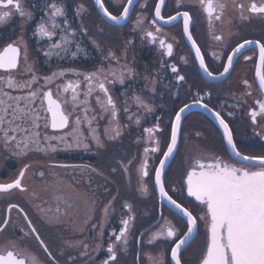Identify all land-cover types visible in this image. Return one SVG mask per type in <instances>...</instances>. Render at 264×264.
<instances>
[{
    "label": "snow or ice",
    "instance_id": "1",
    "mask_svg": "<svg viewBox=\"0 0 264 264\" xmlns=\"http://www.w3.org/2000/svg\"><path fill=\"white\" fill-rule=\"evenodd\" d=\"M124 4L122 12L114 15L105 5V0H94L100 12L108 20L115 24L130 19V13L134 10L136 0H118ZM141 4V8L145 7ZM199 11L204 14L210 31L213 32L215 41H223V36L215 34L216 23H225L226 13L233 9L240 20H250L254 17L264 19V0H250L246 5L239 0H195ZM177 4H184V0H177ZM165 0H158L154 5V18L150 21V27H142L147 19L144 15H138L135 27L141 30L142 40L158 45L162 57H172L174 45L167 42V34L164 33L160 22L173 24L182 21L183 34L191 43L194 50V59L199 68L209 77L218 79L230 72L234 66V60L243 56L244 60H252L251 56H244V50L258 49V62L255 64V77L258 78L259 89L264 93V42L261 39L242 38L225 55L226 65L218 74L210 70L205 62V53L202 52L192 34L193 15L190 11H180L165 18L162 9ZM43 16L35 24L32 36L37 38V43L43 41L46 48L39 49L46 58L55 56L57 60L76 58L78 54L88 53L81 46L82 36H86L88 29L80 20L79 30L73 28L68 19L66 0H44L40 7ZM84 4H78L75 8V16L82 17L87 14ZM14 15L22 18L21 30L24 25L35 19L34 12L24 6L23 0H0V25L6 24ZM227 23L231 24L229 17ZM99 48L100 45L92 40ZM132 40L126 42L121 55L108 50L103 56L104 61H110L107 67L103 63L94 71L81 72L75 68L58 69L47 76L38 75L33 65L29 62V46L23 35L0 46V149H3L17 157L27 156L32 151L48 155L58 150L84 149L89 150L91 142L97 148H103L105 141H118L128 129L129 124L141 126L144 115L152 114L155 109L149 100L141 95L134 94L131 98L124 94V99L118 104L114 98L111 87L117 83L124 85L127 80L133 79L137 73L130 65L127 58L128 47ZM73 46L75 51L72 50ZM216 59L221 55L213 52ZM184 63L187 59L181 57ZM174 74L178 82H186L184 75L180 74V68L176 63L167 65L161 59L160 69ZM71 74L72 78H69ZM157 76L160 72L156 73ZM148 84L147 88L153 93L157 91L158 80L148 76L143 77ZM42 81V82H41ZM243 84L249 91H245L239 97L246 104L247 96L251 95V84L244 80ZM211 95V93H207ZM258 107H251L248 115L253 125L264 123V99L256 100ZM135 105L136 111L132 110ZM192 106L203 107L211 113L223 130V137L232 150L234 158H238L241 166L229 164L219 157L205 158L203 155L194 158L185 174L183 184L186 187L188 197L198 202L200 211L194 214L184 203L179 202L170 194L175 189H168L165 185V173L167 162L173 158L178 150L181 137L182 121L187 109ZM239 106V105H237ZM124 115L128 123H122L121 115ZM232 115L231 112L228 113ZM170 136L165 141L166 151L161 153L158 166L152 169V182L154 190L158 193L161 208L165 201L176 209L183 220L185 231L181 232L172 220L164 218L160 212V220L156 222V230L152 231L147 239L148 244L157 241H171V260L174 264H184L182 261V249L192 241L199 231L201 223L206 225V243L199 258L198 264H264V155H245L237 148L233 137L232 128L219 111L210 108L203 98H196L191 104H184L174 111L171 116ZM103 122V127L101 124ZM160 120L157 117L150 127L142 128V135L136 138V143L141 141L148 145L143 147L142 156L138 163L137 158L120 160L117 163L124 174L128 176L129 184L132 177H136V187L141 194H147L149 189L146 178L150 176V154L161 152V139L158 133H162ZM199 135V133H197ZM52 167L87 169L90 166L53 164ZM30 165L25 164L16 177L8 183H0V193H8L14 189L26 192L24 179ZM117 169L112 168L115 172ZM95 172L96 169H91ZM43 178L45 173L39 172ZM63 197H57L56 215L49 217L52 209L40 208L43 218L51 223L59 221V201ZM113 196L101 209L102 217L99 222V230L95 244L91 247V253H99L104 248L105 227L111 214L115 211ZM67 207H72L67 203ZM39 207V206H37ZM126 209V217L119 221V230L112 228L107 237L106 258L101 264H119L120 252H126L132 228L136 221L134 205L124 201L121 205ZM17 209L23 215L28 231L24 237H34L43 252L51 258L53 264H58L48 245L41 237L39 231L25 212L17 204H9L8 213ZM91 210H95V202H91ZM202 213V214H201ZM67 215V212L64 213ZM91 218V217H89ZM11 216L0 221V233L9 227ZM96 227V225H93ZM147 231V230H146ZM140 242L143 241L144 232L140 234ZM70 248L80 249L79 255L86 257V264H96L95 258L90 254V245L83 241L66 242ZM153 264H163V257H149ZM69 260L75 261L72 257ZM0 264H42L39 257L24 245L23 240H9L0 245Z\"/></svg>",
    "mask_w": 264,
    "mask_h": 264
},
{
    "label": "flooded vegetation",
    "instance_id": "2",
    "mask_svg": "<svg viewBox=\"0 0 264 264\" xmlns=\"http://www.w3.org/2000/svg\"><path fill=\"white\" fill-rule=\"evenodd\" d=\"M239 2L247 5L250 0H239ZM23 3L26 8L34 12L35 19L24 25L23 37L29 46V62L38 69L35 71L38 75L47 76L58 69L64 68H75L81 72H90L102 63L107 67L109 63H114L103 60V56L107 54V51L112 50L119 56L125 48L126 42L132 40L133 44L127 50V58L130 65L136 70L137 75L133 79L127 80L124 85L119 83L113 85L111 92L118 104L123 101L125 93L129 98L134 94H141L153 104L155 111L152 114H143L141 110L138 114L145 117L141 126L129 124L123 136L115 141L114 148L110 146L113 143L112 141H105L108 146L103 148H97L91 142L89 150L82 148L58 150L48 155L32 151L24 157L13 156L0 160V183L10 182L25 164L30 165L23 181L27 191L21 192L14 189L10 193L8 192L10 196L6 197L5 206L2 208L0 205V221L2 212H5V216L3 213L5 218L10 215V225L13 232V235H11L12 240L22 239L28 242L27 245L39 257L40 249L42 251L43 249L39 244L36 247L35 243L32 242V240L36 241L34 237H24L23 235L25 231H28L23 215L17 209H13L10 214L7 211L9 204H17L28 213L29 218L33 221L58 264H73L69 257L74 259L75 264H86L87 258L79 255L80 249L68 247L66 243L68 241L88 243L90 254L95 258L96 264H101L102 260L106 258L107 237L110 230L112 228L119 230L120 219L127 215L126 209H123L121 205L124 201H128L130 197L131 203L134 205L136 221L132 228L127 251L120 252L118 258L121 259L123 264H153L149 257L156 253L154 251V247H156L159 248L160 253H164V255L161 254L163 264H173L170 253L173 246L171 241H157L151 245L147 243V236L156 230V222L160 220L161 211H163L164 218L172 220L181 232L185 231L179 213L165 203L161 208L158 193L154 190L152 182V169L158 166L161 153L166 151L165 141L170 136V118L172 113L178 110L179 107L186 103L191 104L194 99L202 97L204 103L219 111L227 120L232 128L237 148L243 154L264 155V123L253 125L248 115L251 107H258L255 103L256 100L264 99V93L259 89L258 78L255 77L258 49L254 47L252 50H244L243 55L251 56L252 60H244L243 56H240L234 60V66L228 74L214 79L204 73L194 59V50L191 43L183 34L182 21H176L170 25L164 24L163 21L160 22L164 33L167 34V42L174 45L172 57H162L158 45L142 40L141 30L135 27L137 17L141 14L146 16L147 19L142 27H150V21L154 18V5L158 3V0H147L143 8H141V4H145V0H137L134 10L130 13V19L120 24H114L105 19L99 12L94 0H66L68 19L72 27L79 30L80 20L82 19L84 26L88 29L87 35L81 38V46L88 54L80 53L74 59L57 60L55 56L49 59L39 50L46 48V43L43 41L37 43V38L32 36L35 24L43 16L40 7L44 0H23ZM81 3L87 8V14L76 17L75 8ZM105 5L114 15L122 12L124 7V4L119 3L118 0H105ZM178 8L180 11L192 12L193 37L201 47L202 52L205 53V62L210 70L217 74L223 71V66L226 65L225 55L230 53V49L238 41L242 42V38L261 39V42H264V19L259 17L242 21L230 7L226 13L225 23L220 24L217 22L215 27V34L222 35L223 41H215L213 32L210 31L208 22L204 14L199 11V6L195 3V0H184V4L181 5L177 4V0H165L162 15L165 18L174 15ZM229 17L231 18V24L227 23ZM18 20L23 22L22 18L14 15L6 24L0 25V46L18 38L17 31H21L19 29L20 24H15ZM92 40H95L100 47L97 48ZM72 50L75 51L74 46ZM213 52L220 54L221 59H216L212 55ZM181 57L186 58L188 62L184 63ZM161 59L166 62V67L171 63H176L180 68V74L185 76L186 82L176 81L174 74L170 72V68L167 71H162L160 69ZM157 72H160L159 76L156 75ZM144 76L158 80L155 93L146 87L148 81L143 78ZM69 78H72L71 74H69ZM244 80L249 81L251 84V95L245 98L247 100L246 104L239 99L243 92L249 91L243 84ZM207 93H211V95L209 96ZM132 110L136 111L135 105L132 106ZM229 112L232 113L231 116L228 115ZM157 117L163 129L162 133H158L161 139V152L150 154V176L146 178L149 191L148 195L143 196L136 187L135 175L132 177V183L129 184L128 176L117 167V163L120 160H124L126 163L127 159H131L133 156L137 158L134 163H138L142 156L143 147L148 145L144 144L143 141L137 144L135 142L136 138L142 135V128L152 126ZM121 121L122 123H128L123 114L121 115ZM180 138L178 150L166 170L165 185L170 190L175 189V192L170 191V194L196 214L200 211V206L198 202L194 201V198L187 196L186 187L183 184L185 174L194 158L200 155H203L206 159L215 156L222 158L229 164H236L237 166H241V164L237 158L233 157L220 126L216 124L210 115L199 109L186 115ZM53 164L90 167L87 169L60 168L52 167ZM93 168L97 171H91ZM112 168L117 170L113 172ZM179 170L180 172H178ZM41 171L45 173L43 178L39 176ZM27 180H30L29 184ZM113 196L116 197L112 205L115 211L111 214L105 227V246L98 254L91 253V247L96 242L94 238L97 236L99 222L102 217L101 209ZM57 197H63L59 201L60 219L57 224L54 223L55 220L49 223L43 218V214L39 209H52L47 215L49 217L55 216V209L58 204ZM65 200L72 207H67ZM142 200L147 204L146 211L138 205L141 204ZM93 201L95 202L94 211L91 210V202ZM65 212H67V215H64ZM93 225H96V227H93ZM206 231V225L201 223L195 238L182 250L181 258L184 264H198L201 253L205 248ZM141 232L145 233L142 242H140L139 235ZM47 260L52 262L48 256Z\"/></svg>",
    "mask_w": 264,
    "mask_h": 264
},
{
    "label": "rangeland",
    "instance_id": "3",
    "mask_svg": "<svg viewBox=\"0 0 264 264\" xmlns=\"http://www.w3.org/2000/svg\"><path fill=\"white\" fill-rule=\"evenodd\" d=\"M21 21H16L15 22V24H20V26H19V29H21ZM18 34H17V36L18 37H20L21 35H24V32H23V30H19V32H17ZM34 68V70L35 71H37L38 69H36L35 67H33ZM37 73V72H36ZM101 127H103V123L101 124ZM106 142H109V141H106ZM105 142V147H107L108 146V143H106ZM94 143V142H93ZM116 142H113L110 146L112 147V148H114L115 147V144ZM95 145V144H94ZM109 146V147H110ZM4 153L6 154L5 155V157H7V158H11V157H13L14 155H12V154H10L9 152H7V151H5V150H3V149H0V158H3L4 157ZM17 157V156H16ZM178 172H180V170L178 171ZM177 172V173H178ZM27 183L29 184L30 183V180H27ZM10 193V192H9ZM145 194H143V196H144ZM146 195H148V193L146 194ZM8 196H10V194H8V193H0V205H1V207L3 208L4 206H5V204H4V202L6 201L5 199H6V197L8 198ZM128 202H131V199H130V197H129V199H128ZM141 204H138V205H140L141 207H143L144 208V211H146L147 210V204L146 203H144V200H142L141 202H140ZM1 208V209H2ZM3 213H4V216H5V212H2V214H1V221H3V219H5V217L3 216ZM73 222V221H72ZM55 224H57V221L56 222H54ZM71 225V224H70ZM10 227V228H9ZM9 227L8 228H6V230H5V232H3L2 234H0V245H3V244H6L9 240H12V236L11 235H13V232H12V226L9 224ZM150 235V234H149ZM149 235L147 236V239H148V237H149ZM22 239H17V242H20ZM25 244V246H28L29 247V245H27L28 244V242H26V241H23ZM32 242L33 243H35V245H36V247H38V243L36 242V241H34V240H32ZM34 245V244H33ZM32 245V246H33ZM34 245V246H35ZM30 248V247H29ZM31 249V248H30ZM31 251L33 252V253H35L32 249H31ZM154 251L156 252V253H153V255H152V257H154V258H156V257H159V256H161V254H163L164 255V253L162 252V253H160V250H159V248H156V247H154ZM37 256H38V254L37 253H35ZM39 257H40V259H41V262H42V264H53L51 261H49V260H47V255L40 249V253H39ZM119 259V258H118ZM151 262H153V260H151ZM119 264H123V262L121 261V259H119Z\"/></svg>",
    "mask_w": 264,
    "mask_h": 264
},
{
    "label": "water",
    "instance_id": "4",
    "mask_svg": "<svg viewBox=\"0 0 264 264\" xmlns=\"http://www.w3.org/2000/svg\"><path fill=\"white\" fill-rule=\"evenodd\" d=\"M136 2H137V0H136ZM136 4V3H135ZM98 7V6H97ZM98 10H99V8H98ZM99 12H100V10H99ZM101 14L103 15V13L101 12ZM104 17V16H103ZM105 19H107L106 17H105ZM108 20V19H107ZM110 22H113V21H111V20H109ZM114 23V22H113ZM115 24V23H114ZM196 109H199V110H201V111H203L205 114L207 113L208 115H210L213 119H214V121L216 122V124L217 125H219L218 124V122L216 121V119H215V117L214 116H212V114L211 113H209V112H207L203 107H199V106H192L190 109H187L186 110V112H185V114H184V119H185V117H186V115L188 114V113H190V112H192V111H195ZM184 119H183V121H184ZM183 121H182V124H183ZM181 139V138H180ZM179 143H180V140H179ZM179 143H178V145H179ZM230 150H231V148H230ZM177 152V151H176ZM176 152L174 153V155H173V157L175 156V154H176ZM231 153H232V150H231ZM237 160H238V158H237ZM171 161H172V159H170L168 162H167V167H166V169L168 168V166H169V164L171 163ZM166 174V173H165ZM165 204L166 205H168L169 207H171L175 212H177L178 213V211L176 210V209H174L170 204H167V202L165 201ZM191 242V241H190ZM189 242V243H190ZM189 245V244H188ZM187 247V246H186ZM185 247V248H186ZM184 249V248H183ZM182 249V250H183ZM172 263L174 264V261H172Z\"/></svg>",
    "mask_w": 264,
    "mask_h": 264
},
{
    "label": "trees",
    "instance_id": "5",
    "mask_svg": "<svg viewBox=\"0 0 264 264\" xmlns=\"http://www.w3.org/2000/svg\"><path fill=\"white\" fill-rule=\"evenodd\" d=\"M17 32H18V31H17ZM5 155H6V154L4 153V157H3V158H0V160H3V159H5V158H7V157H5Z\"/></svg>",
    "mask_w": 264,
    "mask_h": 264
}]
</instances>
